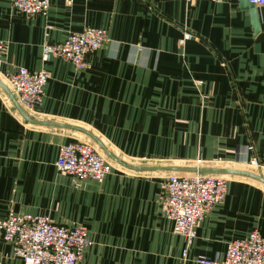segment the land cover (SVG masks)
<instances>
[{"label":"crops","instance_id":"0c3cea01","mask_svg":"<svg viewBox=\"0 0 264 264\" xmlns=\"http://www.w3.org/2000/svg\"><path fill=\"white\" fill-rule=\"evenodd\" d=\"M260 31L238 0H49L45 15L25 17L0 0L6 53L0 80L40 121L79 127L134 165L227 167L264 176V6ZM85 27L107 30L89 68L43 61V43ZM191 33V38L179 41ZM23 66L46 70L44 97L25 109L3 80ZM5 79V78H4ZM91 142L112 163L100 182L63 174L59 147ZM256 159L258 166L250 163ZM166 170L139 171L110 159L88 134L25 120L0 87V219L9 212L82 225L90 245L76 264H200L223 257L229 241L264 236V184L229 176L223 201L184 238L160 205ZM0 264H24L0 237Z\"/></svg>","mask_w":264,"mask_h":264},{"label":"built area","instance_id":"2783aa9c","mask_svg":"<svg viewBox=\"0 0 264 264\" xmlns=\"http://www.w3.org/2000/svg\"><path fill=\"white\" fill-rule=\"evenodd\" d=\"M71 3L72 0H66ZM194 3L196 0H185ZM222 2L224 0H208ZM257 7L264 0H248ZM49 0H12L15 11L25 17L45 15ZM185 33L180 39L191 38ZM109 41L106 29L85 27L69 33L56 43H43L41 58L47 61L60 58L69 61L77 71L89 68V55ZM6 53V43L0 40V65ZM9 87L17 94L25 109H35L43 100L44 87L49 78L46 70H30L19 66L3 73ZM197 166L201 163L196 161ZM250 163L258 166L256 159ZM55 166L59 171L79 180L102 181L111 171L112 163L91 142L76 140L59 147ZM229 177L211 173H169L166 175L160 205L172 222L173 231L184 238L183 259L196 237L199 221L224 200ZM0 237L12 246L16 257L24 264H76L90 245L88 231L82 225L55 223L48 216L9 212L0 219ZM200 264H264V236L249 232L242 239L229 241L222 258H196Z\"/></svg>","mask_w":264,"mask_h":264},{"label":"water","instance_id":"95a60500","mask_svg":"<svg viewBox=\"0 0 264 264\" xmlns=\"http://www.w3.org/2000/svg\"><path fill=\"white\" fill-rule=\"evenodd\" d=\"M239 7L241 9H246L249 12V17L251 21V27L254 32V34H257L260 31V17L258 13L257 6L250 3L248 0H238ZM0 87L1 89L7 94V96L11 99L13 102L15 108L19 112V114L27 121L39 125H47V126H55V127H62V128H68V129H74L82 131L86 134H88L90 137H92L102 148L104 153L113 161L116 163H119L120 165L134 169L139 171H145V170H166V171H173V172H187V173H211V174H222V175H240L252 178L256 181H259L264 184V176L258 173H254L252 171L243 170V169H236V168H227V167H206V166H155V165H134L127 163L116 156H114L112 153L107 151V149L102 145V143L93 137L89 132H87L84 129H81L79 127H75L72 125L64 124V123H58V122H51V121H40L36 120L32 117H30L18 104L12 93L9 91L7 86L0 80Z\"/></svg>","mask_w":264,"mask_h":264},{"label":"rangeland","instance_id":"374dc122","mask_svg":"<svg viewBox=\"0 0 264 264\" xmlns=\"http://www.w3.org/2000/svg\"><path fill=\"white\" fill-rule=\"evenodd\" d=\"M1 77V76H0ZM3 80L9 85L8 81L3 78ZM98 151L102 154V152L98 149ZM197 164V163H196ZM229 177V176H228Z\"/></svg>","mask_w":264,"mask_h":264}]
</instances>
